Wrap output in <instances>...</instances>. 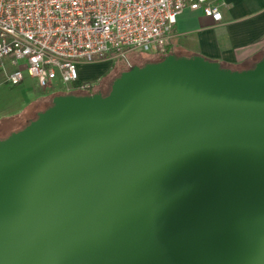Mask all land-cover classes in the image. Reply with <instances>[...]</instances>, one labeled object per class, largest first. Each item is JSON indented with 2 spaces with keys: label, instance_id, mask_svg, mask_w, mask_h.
Returning a JSON list of instances; mask_svg holds the SVG:
<instances>
[{
  "label": "water",
  "instance_id": "95a60500",
  "mask_svg": "<svg viewBox=\"0 0 264 264\" xmlns=\"http://www.w3.org/2000/svg\"><path fill=\"white\" fill-rule=\"evenodd\" d=\"M0 264H264V57L56 96L0 141Z\"/></svg>",
  "mask_w": 264,
  "mask_h": 264
},
{
  "label": "built area",
  "instance_id": "2783aa9c",
  "mask_svg": "<svg viewBox=\"0 0 264 264\" xmlns=\"http://www.w3.org/2000/svg\"><path fill=\"white\" fill-rule=\"evenodd\" d=\"M218 1L0 0V61L11 59L17 67L8 77L13 86L23 83L27 71L42 90L60 80L71 91L80 80V65L132 52H165L186 9L221 22Z\"/></svg>",
  "mask_w": 264,
  "mask_h": 264
},
{
  "label": "crops",
  "instance_id": "0c3cea01",
  "mask_svg": "<svg viewBox=\"0 0 264 264\" xmlns=\"http://www.w3.org/2000/svg\"><path fill=\"white\" fill-rule=\"evenodd\" d=\"M218 3L221 22L206 17L202 10L186 9L173 27L167 49L177 57L200 56L233 71L252 69L264 57V0H219ZM2 63L12 68L10 75L17 69L11 59ZM106 73L100 74L97 80ZM87 75L81 71L79 82L83 83L77 85L88 83ZM47 91H52L49 96L30 103L57 92L53 88Z\"/></svg>",
  "mask_w": 264,
  "mask_h": 264
},
{
  "label": "rangeland",
  "instance_id": "374dc122",
  "mask_svg": "<svg viewBox=\"0 0 264 264\" xmlns=\"http://www.w3.org/2000/svg\"><path fill=\"white\" fill-rule=\"evenodd\" d=\"M126 60H128L132 66L143 67L147 64H152L159 59L154 58L147 53L132 52L128 53L125 58L119 57L114 60H107L89 65H80L78 70L79 73L81 71L86 72L88 74L86 80H88V83L90 82L91 85H95L96 87L99 85V81L101 79L100 78L97 80L98 76L103 72L108 73L112 70L109 77L104 79L103 83L100 84L95 91L96 93L101 91L104 93V95H107L112 87L110 84L120 77V75L125 72L124 70L127 69L128 65ZM24 64V61H20L19 63L20 66H23ZM11 71L12 68L9 65H5L0 61V123L5 124V121L8 119L18 116L21 117L20 121L17 123H6V130H11L15 127L23 128L30 120L36 118L37 113L41 107L44 108V105L43 102H41L42 106H39V104L33 105L30 103L31 100L45 98V95L49 96V94L52 92L42 89L40 90L37 82L29 76L27 71H24V82L19 86H13L8 82V77L11 74ZM80 82L83 83V81ZM80 88L81 86L76 85L75 88H73L71 91H68L67 86L64 85L60 80L55 81L53 84V89L57 91L55 93L59 92L64 93V95L76 96L87 95V90ZM28 101L31 105L28 103Z\"/></svg>",
  "mask_w": 264,
  "mask_h": 264
},
{
  "label": "trees",
  "instance_id": "16d2710c",
  "mask_svg": "<svg viewBox=\"0 0 264 264\" xmlns=\"http://www.w3.org/2000/svg\"><path fill=\"white\" fill-rule=\"evenodd\" d=\"M169 55H173V54H172V51H171L170 49H166L165 52H160V53L157 54V55H151V56H153L154 58H158V59H159V60L153 62L152 64L161 62L165 57H167V56H169ZM141 67H142V66H141ZM222 67H223V68H226V67H224V66H222ZM129 69H130V68L127 67V69L124 70V71H127V70H129ZM111 71H112V70H111ZM111 71L108 72L105 76H103V77L100 79V81H99V82H100L99 85L103 83L104 79H106V78L109 77V75L111 74ZM112 84H113V83H112ZM112 84H110V86H111ZM99 85H98V86H99ZM98 86H97V87H98ZM97 87H96L95 85L92 86L90 89L87 90V95H83V96H93V95H96V94H102V95H104V93H102L101 91H99L98 93L95 92ZM101 87H102V86H101ZM62 94H64V93H56V94L50 96V97L47 98V99H41V100L35 102L33 105H37V104H39V106H40V105H41V102H43V105H44V108L41 107V109H40L39 112L37 113V116H38V114H39L40 112L45 111L48 107L51 106L52 101H53V99H54L56 96H59V95H62ZM104 96H106V95H104ZM41 106H42V105H41ZM37 116H36V118H34L35 120L37 119ZM20 118H21V117L18 116V117H15V118L8 119V120L5 121V124H6V123H8V124H10V123H17V122L20 121ZM34 119L30 120V121H29V122H28L23 128L15 127V128H13V129H11V130H6L5 127H7V125L2 124V126H1V128H0V141H1V140H5V139H7L8 137H10L12 134L17 133V132L23 130V129H24L25 127H27L31 122L35 121ZM8 132H9V133H8ZM7 133H8V134H7Z\"/></svg>",
  "mask_w": 264,
  "mask_h": 264
},
{
  "label": "flooded vegetation",
  "instance_id": "af4514ba",
  "mask_svg": "<svg viewBox=\"0 0 264 264\" xmlns=\"http://www.w3.org/2000/svg\"><path fill=\"white\" fill-rule=\"evenodd\" d=\"M103 93V92H102Z\"/></svg>",
  "mask_w": 264,
  "mask_h": 264
}]
</instances>
